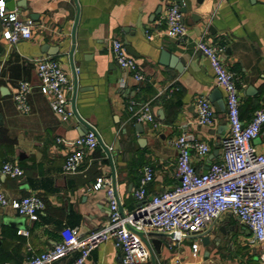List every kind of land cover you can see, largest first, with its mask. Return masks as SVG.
<instances>
[{
  "label": "crops",
  "instance_id": "1",
  "mask_svg": "<svg viewBox=\"0 0 264 264\" xmlns=\"http://www.w3.org/2000/svg\"><path fill=\"white\" fill-rule=\"evenodd\" d=\"M75 1L78 18L73 43ZM186 1L188 9L182 14L187 39L183 42L164 35L146 38V31L163 29L164 12L172 2L179 5L177 0H14L13 9L8 8L30 17L34 24L31 37L13 45L0 30V164L16 163L23 172L19 178L1 176L0 184L9 199L35 193L44 208L31 220L10 206L0 207V264H20L30 254L71 241L74 228L78 236H84L105 224L109 215L105 187L92 188L99 178L111 184L124 213L138 204L132 192L143 166L153 169V179L146 185L148 197L173 188L178 183L177 151L171 141L182 133L209 144L203 158L191 156L197 171H206L211 162L221 160L220 140L228 133L224 94L208 60L196 49L198 40L223 47V63L238 76L241 120L246 123L256 108L264 109V0ZM114 39L123 42L139 65L142 81L136 82L116 64L111 53ZM163 51L175 61L162 64ZM43 56L56 59L67 74L71 88L65 90V97L70 108L73 62L74 105L85 124L74 113L65 119L54 113L49 97L39 91L36 63ZM19 80L33 85L28 113L17 110L12 100ZM201 97L215 111L210 126L196 121V100ZM131 101L149 102L157 125L135 121L127 107ZM139 123L141 127H136ZM87 126L95 128L113 165L98 145L83 157L77 172L65 174V157ZM251 143L258 150L264 147V125ZM159 233L147 230L142 235L151 252L146 264H260L258 244L228 214L207 226L206 245L201 237L171 244ZM196 240L198 258L190 250ZM77 255L73 251L51 264H74ZM85 264H121V250L107 241L90 252Z\"/></svg>",
  "mask_w": 264,
  "mask_h": 264
},
{
  "label": "built area",
  "instance_id": "2",
  "mask_svg": "<svg viewBox=\"0 0 264 264\" xmlns=\"http://www.w3.org/2000/svg\"><path fill=\"white\" fill-rule=\"evenodd\" d=\"M0 4L2 38L10 45L29 39L33 20L9 10L5 0H0ZM160 23L164 25L163 29L146 31L147 39L164 35L186 41L187 29L177 3L167 6ZM195 46L208 60L215 83L224 94L228 133L220 140L221 160L211 162L206 171H197L191 156L203 158L210 151L209 144L187 133L178 135L171 141L177 151L175 174L178 183L173 188L148 197L146 185L153 179V169L150 165L143 166L139 184L132 192L138 204L131 212L124 213L119 211V201L111 184L99 178L92 188L105 187L109 208L107 222L84 236H78L77 228H74L70 232L73 240L58 242L46 251L30 254L20 264H51L73 251L78 252L74 264H85L90 252L107 241H112L121 250V264H146L150 251L141 234L147 230L168 234L170 243L178 244L202 234L209 224L224 214L235 217L249 230L259 246L260 264H264V147L258 150L251 143L264 125V109L256 108L250 120L244 123L239 114L238 76L223 63V47L203 39L198 40ZM111 53L119 68L129 72L136 82L144 79L141 68L127 53L121 40H112ZM36 78L39 91L50 99L52 111L64 119L71 116L73 111L65 97V90L71 88V84L60 63L50 56L40 57L36 63ZM32 87L31 82L19 80L12 93L15 107L22 113L29 112L28 96ZM127 107L135 121L157 125L149 102L131 101ZM214 119L215 111L210 101L198 98L197 123L210 126ZM98 145L95 131L87 130L65 157L62 172H77L83 157ZM22 175L18 164H0V177L19 178ZM4 206H10L20 216L35 220L43 210L44 202L35 193L9 199L0 184V207ZM190 250L191 256L198 258L197 240L191 243Z\"/></svg>",
  "mask_w": 264,
  "mask_h": 264
},
{
  "label": "water",
  "instance_id": "3",
  "mask_svg": "<svg viewBox=\"0 0 264 264\" xmlns=\"http://www.w3.org/2000/svg\"><path fill=\"white\" fill-rule=\"evenodd\" d=\"M177 2L179 3V5L181 6L180 10L182 13L186 12L187 9H188V2L186 0H177ZM75 4H76V7H77V13H76V17H75V21H74V24H73V27H72V39H73V43H74V38H75V27H76V24H77V18H78V5H77V2L75 1ZM15 3H14V0H10L7 4H6V7L7 8H10V9H13ZM1 30V28H0ZM71 52H72V49H71ZM71 52H70V55H71ZM174 60V58L172 56H170L167 52L163 51L161 53V60L160 62L162 64H171L172 61ZM175 61V60H174ZM177 62V61H176ZM181 62V65H182V60L180 61ZM70 65H71V70L73 72V97H72V102H71V108H72V111L73 113L77 116L78 120L82 123V124H85L86 122L77 114V111L75 109V105H74V99H75V92L77 90V80H76V75H75V68H74V65H73V62L70 61ZM175 68H177V70L180 71V64H177V65H174ZM219 93V92H218ZM217 95V92L214 91L213 92V96H216ZM223 105V103H222ZM223 109H225V106H222ZM216 110H219L218 108H216ZM88 125V124H87ZM136 127H141V124H137ZM94 130L95 133H96V137H97V140H98V144L104 149V151L106 152L108 158H109V161L110 163L112 164V159H111V154L107 148V146H105V144L102 142L99 134L97 133V131L95 130L94 127L92 126H87V130ZM113 165V164H112ZM114 178H115V175H114V169H113V166H112V180L114 181ZM119 211L122 212L123 211V208L122 206L119 204ZM160 235H164L166 237H168L169 235L168 234H165V233H159ZM246 234H249V230L246 229ZM143 234H141L142 236ZM196 237H201V243L203 245H206L208 242H209V236L206 235V231L203 232L202 234L200 235H197V236H193V238H196ZM154 242V241H153ZM150 255H151V252H150Z\"/></svg>",
  "mask_w": 264,
  "mask_h": 264
},
{
  "label": "clouds",
  "instance_id": "4",
  "mask_svg": "<svg viewBox=\"0 0 264 264\" xmlns=\"http://www.w3.org/2000/svg\"><path fill=\"white\" fill-rule=\"evenodd\" d=\"M0 8H2V4H0Z\"/></svg>",
  "mask_w": 264,
  "mask_h": 264
}]
</instances>
